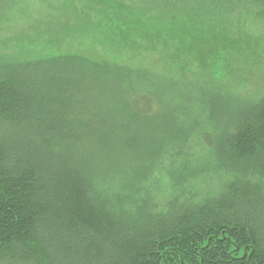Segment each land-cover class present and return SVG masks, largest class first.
Here are the masks:
<instances>
[{
    "label": "trees",
    "instance_id": "16d2710c",
    "mask_svg": "<svg viewBox=\"0 0 264 264\" xmlns=\"http://www.w3.org/2000/svg\"><path fill=\"white\" fill-rule=\"evenodd\" d=\"M45 3L0 41V264H264V86L231 74L264 59V0ZM24 34L163 61L37 56ZM166 158L187 202L164 207Z\"/></svg>",
    "mask_w": 264,
    "mask_h": 264
},
{
    "label": "rangeland",
    "instance_id": "374dc122",
    "mask_svg": "<svg viewBox=\"0 0 264 264\" xmlns=\"http://www.w3.org/2000/svg\"><path fill=\"white\" fill-rule=\"evenodd\" d=\"M64 1L65 0L6 1V3L3 4L2 11L0 13V16L6 19L5 23L3 24V27H0V41L4 38L9 39L14 35L23 32L24 30L26 33V28L28 25L31 24L33 18L37 19L38 18L37 16L40 15V13H43V9L40 8L43 6L45 2L54 6H60ZM37 27L42 28L44 26L38 24ZM24 35L26 36V34ZM258 42L259 40L256 37H254L253 43L257 44ZM22 43H25L28 46L35 48L34 51L35 53H38L37 56L43 55L44 57H50L54 55H59V56L80 55L88 59H91L93 61H97L99 59L110 61L111 59H114L117 62H120L123 60V63L124 64L126 63V66H130L132 68L138 66L140 68H143L144 71L147 68L156 69L157 66H155L154 64L156 63L160 64L162 63L161 61H163V60H158L159 53H155L158 55H154V56L149 54H140L131 57V55L128 54L129 53L128 51H113L114 47H106L102 45H97V46L95 45L92 47L87 43L79 42L78 39L76 38H67V34L62 35V38L54 40L53 44L51 42L52 45L47 44L46 41L44 40L41 41L40 39L37 38H35L33 43H31L30 38L28 36L22 39ZM169 48H166V50H168ZM242 51L244 52L245 56H250V58L253 56V52H249L246 49H243ZM170 66L171 65L166 66V69L169 70ZM205 66H202L200 68V72L201 71L206 72L204 76H210L213 74L218 75L217 73L224 76L229 73L227 70L219 71V72L209 70ZM174 68L177 71L182 72L181 67L175 66ZM188 69L190 70L189 74H194V72H197L196 66L192 63H190V65L186 63L183 72L186 73ZM231 74L234 77V79H239L238 82H240L246 90H251V91L258 90V92L262 94V86H264V59L262 58V56L257 58L255 61L249 60L247 68L245 67H240V69L236 68L235 71H233ZM140 125L141 123L139 124V126ZM146 152L147 151L141 149L140 152H136L133 156H130L129 159L136 160L137 163L129 164L128 167L137 168L139 165L144 164L147 158ZM122 163L119 168H123ZM154 166L155 167L153 168L151 177L153 178V181L157 183L156 186L158 190V196L156 200H158V202L164 203V207L169 206L168 203L172 201H174L176 205H179L181 202H187V199H181V197L180 198L177 197L176 199L173 200L169 199V195H170L169 188L171 187V183L170 180L168 179L169 173L167 170L175 166L173 164V161L171 162L170 158H166L161 160ZM122 173L126 174V170H124V168L122 169ZM160 190H162L163 193L162 196L160 195Z\"/></svg>",
    "mask_w": 264,
    "mask_h": 264
},
{
    "label": "bare ground",
    "instance_id": "6f19581e",
    "mask_svg": "<svg viewBox=\"0 0 264 264\" xmlns=\"http://www.w3.org/2000/svg\"><path fill=\"white\" fill-rule=\"evenodd\" d=\"M56 27V26H55ZM54 28V27H53ZM58 30V29H57ZM40 31V30H39Z\"/></svg>",
    "mask_w": 264,
    "mask_h": 264
}]
</instances>
